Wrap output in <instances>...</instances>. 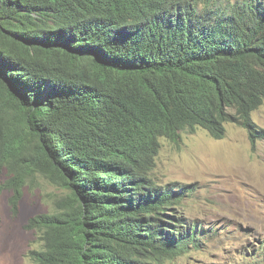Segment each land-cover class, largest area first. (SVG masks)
Listing matches in <instances>:
<instances>
[{
    "label": "trees",
    "instance_id": "obj_1",
    "mask_svg": "<svg viewBox=\"0 0 264 264\" xmlns=\"http://www.w3.org/2000/svg\"><path fill=\"white\" fill-rule=\"evenodd\" d=\"M264 0H0V193L65 192L31 221L39 264H173L201 240L162 140L264 142ZM259 264V263H256Z\"/></svg>",
    "mask_w": 264,
    "mask_h": 264
},
{
    "label": "rangeland",
    "instance_id": "obj_2",
    "mask_svg": "<svg viewBox=\"0 0 264 264\" xmlns=\"http://www.w3.org/2000/svg\"><path fill=\"white\" fill-rule=\"evenodd\" d=\"M253 119L264 128V106ZM28 177L19 201L10 190L0 194V264H39L31 251L42 244L31 221L55 213L65 195L39 174ZM153 177L193 190L185 213L201 249L173 264H264V142L254 150L248 131L236 124L227 125L223 140L201 128L184 133L180 144L163 139ZM1 179L7 181L6 169Z\"/></svg>",
    "mask_w": 264,
    "mask_h": 264
},
{
    "label": "clouds",
    "instance_id": "obj_3",
    "mask_svg": "<svg viewBox=\"0 0 264 264\" xmlns=\"http://www.w3.org/2000/svg\"><path fill=\"white\" fill-rule=\"evenodd\" d=\"M234 2H235V1H234ZM3 170H5V169H2V170L0 171V180H1L2 183H3V181H2V179H1V175H2V173H3ZM7 174H8V173H7ZM9 178H10V177H9V174H8V179H7V181L9 180ZM7 181H6V182H7ZM6 182H5V183H6ZM5 183H3V184H5ZM7 190H9V189H7ZM10 191H12V190H10ZM3 192H4V191H3ZM12 192H13V191H12ZM13 193H14V192H13ZM0 194H1V193H0Z\"/></svg>",
    "mask_w": 264,
    "mask_h": 264
}]
</instances>
